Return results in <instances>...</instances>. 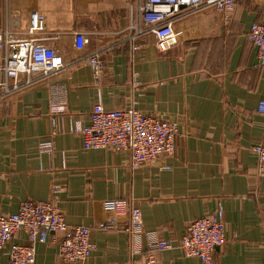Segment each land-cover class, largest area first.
<instances>
[{
    "label": "crops",
    "instance_id": "crops-1",
    "mask_svg": "<svg viewBox=\"0 0 264 264\" xmlns=\"http://www.w3.org/2000/svg\"><path fill=\"white\" fill-rule=\"evenodd\" d=\"M33 11L46 15L45 35L59 36L53 43L71 64L0 101V212L54 198L69 225L92 228L96 250L83 264H202L179 247L156 250L149 261L146 238L143 251L132 248L129 214L118 216L117 230L98 227L113 216L103 201L128 199L141 209L146 231L173 243L192 220L222 203L228 241L214 250V264H264V177L252 150L264 137L258 110L264 62L249 39L251 25L264 21V0H238L230 18L214 6L194 15L183 8L174 21L182 41L165 52L152 38L141 51L132 49L125 29L136 17L133 2L0 0V28L12 13L25 27ZM76 31L87 32L89 47L103 51L100 80L74 62ZM57 89L71 114L57 117L64 131L52 135ZM99 99L107 109L134 105L177 123L176 154L134 168L127 150L84 149L73 128L90 123ZM47 139L51 153L39 149ZM63 236L50 232L37 245L34 264H66L58 253ZM13 242L28 243L26 233L18 231ZM9 263L8 248L0 250V264Z\"/></svg>",
    "mask_w": 264,
    "mask_h": 264
},
{
    "label": "built area",
    "instance_id": "built-area-1",
    "mask_svg": "<svg viewBox=\"0 0 264 264\" xmlns=\"http://www.w3.org/2000/svg\"><path fill=\"white\" fill-rule=\"evenodd\" d=\"M133 2L135 20L126 27L128 39L134 51H141L152 38L160 51H168L180 44L183 33L174 26L175 18L183 8L196 14L203 6H214L226 18H230L238 0H121ZM47 17L38 11L30 12L25 27L21 26L19 14L12 13L5 27L0 28V101L13 92L67 68L63 51L53 43L59 36L45 35ZM23 31L24 34H23ZM74 37V62L88 65L96 80L105 73L103 51L89 47V36L85 31H76ZM249 39L257 47L258 56L264 62V21L254 22ZM89 47V48H88ZM258 110L264 113V99ZM68 112L63 90L57 89L51 101L53 129L57 133V117L63 119ZM60 129V128H59ZM64 131L62 124L61 129ZM73 132L83 138L84 149H115L130 152V164L137 168L146 163L173 157L177 150V139L181 136L178 124L156 114H146L136 106L107 109L99 99L91 110L90 123L76 122ZM41 152H53V140L39 144ZM258 156V173L264 177V137L252 146ZM167 168L163 166V169ZM54 192L56 190L54 189ZM103 207L113 216L98 225L105 231L120 227L118 216L129 214L128 231L134 251H143L142 240L148 242L149 261H153L156 250L173 247L182 249L185 255L198 257L202 264H214L213 252L228 241L224 209L219 203L216 210L192 220L177 243L166 239L158 231H146L141 209L128 199H107ZM23 230L28 243H16V233ZM63 233L59 242V258L66 264L85 262L96 250L92 240V228L80 224L69 225L54 198L24 200L16 213L0 212V250L8 248L9 264H34L36 247L46 243L49 233Z\"/></svg>",
    "mask_w": 264,
    "mask_h": 264
}]
</instances>
